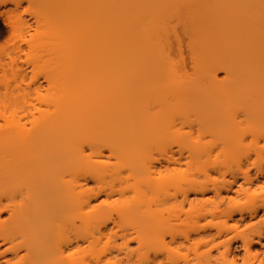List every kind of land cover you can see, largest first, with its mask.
<instances>
[{"label": "bare ground", "instance_id": "6f19581e", "mask_svg": "<svg viewBox=\"0 0 264 264\" xmlns=\"http://www.w3.org/2000/svg\"><path fill=\"white\" fill-rule=\"evenodd\" d=\"M72 1L75 0H28V4L34 6L35 9L30 13L33 33L29 35L27 41H24L26 49L14 44L8 48L7 59L0 58V72L4 79L9 72L14 78V83L19 79L23 83L25 76L22 75V70H16V61L19 60L21 54H31L34 62L36 60L37 64L41 63L40 65L46 67L42 75L47 91L53 93L56 86L65 80H68L65 84L66 90L67 87L72 88L69 91L63 90L60 98L51 100L46 110L38 112V118L31 114V119L28 120L29 129H26L25 123H20L19 118L5 127L6 130L0 131V264H84L93 250L89 241V226L104 215H118V203L108 202V199L118 193V190L121 191L115 185L118 165L108 161L104 162L101 159V157L118 159V111L105 107L109 101L117 97L118 80H114L111 89L104 91H88L82 82H77L79 77L94 68L106 71V76H112V70L118 69V0H78L79 3L65 9ZM168 1L135 0L130 6L135 10L136 17L133 21L124 22L122 28L124 30L136 28L138 32L143 31V41L139 45V42H136V34V41H133L134 48L126 56L130 63L139 64V60L147 58L149 47L153 45L152 35L156 30L159 31L161 26L160 22L149 25L145 20L151 13L161 18V8ZM237 1L231 0L221 12L205 14V17H203L204 14L199 16L198 20L206 25L204 27L198 25L196 30L189 29L192 36L189 49L193 60V73L195 78L202 81L204 85L201 96L179 99L178 90L173 82L169 81V85L157 86L161 101L169 105L172 100H175L182 109H187L192 105L202 103L201 100H205L211 91L221 96L225 94L226 98L236 92L235 94L243 98L257 96L260 99V105L257 108H262L259 112H264V64L254 68L250 72L252 78L246 79L247 77H242V68L246 64L245 59L210 56L218 46V43L210 37L212 27L217 25L223 26L228 35L226 40L230 43L241 35H246L252 36L258 46L260 45L259 48L264 44V0H251L252 5L248 11L242 12L235 8ZM79 21L84 25L78 27ZM20 24L19 18H14L7 11L0 9V37L7 34L12 38L14 33L20 29ZM65 38L74 40L67 42ZM159 47L163 51L164 45L159 43ZM196 53H201L202 57L194 58ZM163 69L164 66L156 68L146 76L144 84L140 87L139 95L142 92L152 91V84L149 82ZM102 71L99 74L103 76ZM218 71L225 73L222 80L216 79ZM17 73L22 76H17ZM36 82L38 86L34 88H31L29 84L24 85L25 88L20 84L8 83H2L0 86L4 88L5 94L16 90L33 91L37 94L41 84ZM177 82L176 80V85ZM127 88L124 81V89ZM135 89L131 91L134 92ZM138 92L139 90L134 93ZM79 96L88 97L96 104L93 111L87 114L86 112L55 114L57 110L65 109L69 100L79 98ZM133 98L132 95L131 100ZM256 101L252 106L254 107L253 112L258 111L255 108ZM261 113L238 114L234 123H219L214 133L218 139L217 147L219 148L215 158L229 159L236 154L237 148L244 150L242 154L245 157H249L251 153L254 156L255 161L251 169L253 172L251 173L248 169L241 174L243 184L248 186L244 189L240 186V189L248 191V197L252 190L249 197L252 207L248 210V217H255L259 209H264V114ZM133 118H135L133 121L126 118L120 120L123 125L119 134L120 139L125 140L124 138L131 129L130 125L133 124L135 125L134 134L139 142L158 143L164 146L176 143L169 137L176 133L172 130L175 125L173 120L168 119L163 125L160 122L153 123L151 117L145 114ZM0 119L7 122L5 114H0ZM130 120L131 123H129ZM87 125L91 128V134L92 130L93 133L96 130V136L90 134L92 138L77 137L76 132H79L81 126ZM198 141L194 140L195 143ZM89 149L98 151L94 159L85 154ZM8 152L14 154L8 158L6 157ZM181 154L175 158L174 152L165 151L161 159L149 160L144 164L136 165V179L148 181L156 177L179 176L181 174L179 169L173 168L169 171L167 166L171 163L180 165V157L183 156ZM38 158L42 163L36 165ZM166 170L167 173H165ZM66 175L69 177L67 180L64 179ZM89 182L99 183L100 187L104 188L99 191L105 195L104 200L93 203L88 198ZM105 182L107 186L102 185ZM194 190L200 194L210 191L206 184H201ZM222 190L224 189L215 186L211 188L215 196H220ZM189 205L191 206L190 203ZM243 218L244 216L240 214V219ZM222 224L224 229L229 230L225 227L226 221ZM47 225L52 231V234L48 236L44 233ZM153 228L148 229L154 233L160 231L159 225ZM148 229H141L139 233L136 230L135 236L129 240L135 239L134 241L140 248L141 244L146 241L145 238L149 236ZM261 236H264V219L246 228L241 232L240 237L238 235L239 247L243 249L246 260L245 262L243 259V263L253 261L248 264H264V254L259 258L250 250L253 237H257L261 242ZM237 238L235 237V244H238ZM129 240H126L124 246L128 245ZM159 240L161 237L156 240L155 248L159 245L160 249L165 248L166 242ZM224 245L225 249L218 253V258H213L207 250L199 255L195 253L192 261L184 259L182 263L189 260L191 264H213L210 262L222 258L221 261L235 264V253L232 250L238 247L234 246L230 240ZM133 251H129L133 254H129L133 256L132 258L129 256L127 259L118 260V264H155L158 258L155 256L157 254L153 257L149 254L145 258L144 256L139 257L134 255L135 251ZM160 260L158 264L163 261ZM186 262L183 264H188Z\"/></svg>", "mask_w": 264, "mask_h": 264}, {"label": "rangeland", "instance_id": "374dc122", "mask_svg": "<svg viewBox=\"0 0 264 264\" xmlns=\"http://www.w3.org/2000/svg\"><path fill=\"white\" fill-rule=\"evenodd\" d=\"M134 1L118 0V69L112 70V76H106V71L94 68L79 77L77 81L78 83L82 82V85H85L88 91H104L111 89L114 80H118L117 97L105 105L110 110L117 109L118 111V159L101 157L104 162L108 161L111 164L116 163L118 165V176L115 185L121 191L118 190V193L109 196L108 199V202L116 201L118 203V215H104L100 220L89 226V241L93 250L84 264H118V260L127 259L130 255H133L129 253L130 250L135 251L134 255L144 256V258L147 257V254L152 257L157 254L158 256L155 255L158 257L157 259L163 258L161 259L163 264H183L186 261L189 264V260L183 263L182 261L184 259H191L192 261L195 253L199 255L207 250L210 251L213 258H218V253L225 249L224 244L228 240L238 247L236 250H232L235 253V255L233 253L235 264H242L245 260L244 251L239 247L240 242H238V239L240 238L237 237L238 235L240 237L241 232L256 223V221L264 219V209H259L260 211L258 210L259 212L255 217H248V210L252 207V201L249 199L252 190L249 192L248 197V191L245 192L240 189V186L243 189L248 186L243 184L241 174L248 169L251 173L253 172L251 169L255 159L252 153L249 157H245L242 154L244 151L242 148H237L235 150L236 154L229 159L215 158L219 148L217 147L218 139L214 133L217 131L219 123H234L238 114H260L259 110L262 108H257L260 105V99L257 96L243 98V96L235 94L236 92H230L234 94H231V96L229 94L230 97L226 98L225 94L221 96L211 91L212 94L210 93L205 100H201L202 103L182 109L175 100H172L169 105L161 101L157 92V86L169 85V81H171L178 90L179 99L181 97L201 96L200 93L204 90L202 88L204 85L202 81L195 78L193 73V60L189 49L192 36L189 29L196 30L198 25L204 27L206 24L198 20L199 16L204 14L203 17H205L211 13L221 12L231 0H169L161 8V18L151 13L145 20L149 25L160 22L161 27L159 31L156 30L152 35L153 45L149 47L147 58L139 60V64L130 63L126 56L134 48L133 41H136V34V42H139L140 45V42L143 41V31H140L138 27L139 32L136 28H130L129 30L122 28L124 22L133 21L136 17L135 10L133 7L130 8ZM77 3H79L78 0L69 2L65 9H69ZM235 4V8L241 12L248 11V8L252 5L251 0H238ZM0 9L7 11V13L14 18H19L21 21L20 29L14 33L12 38L8 37L7 34L0 37V58L7 59L8 48L12 45L15 44L21 46L22 49H26L24 41H27L29 35L33 33L30 13L35 8L28 4V0H0ZM80 23L81 21L77 24L78 27L84 25ZM128 24L130 23L128 22ZM225 32L221 25L212 27L210 37L218 43V46L210 56L245 59L246 64L242 68V77L252 78L250 72L264 64V44L259 48L260 45L258 46L256 40L252 36L246 35H241L230 43L226 40L228 35ZM65 39L67 42L74 40ZM159 43L164 45L163 51L159 47ZM193 57L200 58L202 54L196 53ZM17 61L16 70H22L23 74H21L25 76L24 81L22 80L23 83L19 81L20 79L14 83V78L9 72L6 74V79H4L2 72H0V84H20L23 88H25L24 85L29 84L31 88H34L38 86L36 82L38 81L41 86L37 94L27 90H25L26 92L16 90L5 94L4 88L0 86V114H5L7 118V122L0 119V131L6 130L5 127L19 118L20 123H25L26 129H29L30 122L28 120L31 119V114L38 118V112L46 110L51 104V100L60 98L63 95V90L69 91L72 89L67 87L66 90L65 84L68 80H65L56 86L53 93L47 91L42 75L46 71V67L40 65V62H38L40 64H37L36 60L34 62L31 54H21ZM162 66H164V69L160 74L153 77L149 82L152 84V91L149 93L142 92L139 95L140 87L144 84L146 76ZM32 67L33 69H31ZM100 71L103 72V76L99 74ZM19 74L17 73V76ZM224 76V71L216 73L217 80H222ZM176 80L181 84L177 82L176 85ZM124 81L128 86L127 89H124ZM133 88H136L135 91L139 90V92L135 94V91H131ZM132 95L134 98L131 100ZM254 101L257 102L255 108L258 111L255 110L256 112H253L254 107H252ZM95 107L96 104L90 98L79 96V98L69 100L66 108L57 110L55 114L66 115L72 114L71 112L73 114L86 112L87 114L93 111ZM142 114L150 116L155 124L160 122L164 125L168 119L173 120L175 125L172 130L176 133L169 135V137L174 139L176 143L164 146L158 143L139 142L136 140L133 130L135 125L133 124L130 125L131 129L124 138L125 140L120 139L119 134L123 127L120 120L126 118L133 121L135 120L133 117ZM261 114H264V112ZM131 120L129 123L132 122ZM82 127L79 132H76L77 137L84 138L86 136L87 138L89 136V138H92V134H94V137L96 136L94 127L95 132L93 133L92 130V134L88 125ZM85 127L87 128L85 129ZM194 140L199 141L195 143ZM164 150L174 152L175 158L182 152L180 165L179 163L166 165L170 169H168L169 171L177 168L179 172L181 171V174L179 176L172 175L175 177H156L148 181L136 179L135 166L144 164L149 160L161 159L165 153ZM96 151L89 149L86 150L85 154L94 159L95 154L98 152ZM178 151H180V154ZM13 154L8 152L6 157L9 158ZM41 163L38 158L36 165ZM167 172L166 170L165 173ZM68 178L67 175L64 177L65 180ZM201 184L208 185L210 191L203 194L196 192L194 188L199 187ZM102 185L107 186V183L105 182ZM224 185L225 188L230 189L226 190ZM212 186L225 191L222 190L220 196H215L211 191ZM101 189L104 188L100 187L99 183L89 182L88 198L93 203L105 199V195L99 193ZM240 214L244 216L243 219H240ZM225 221V227L229 230L221 226ZM158 225L160 231H156L157 234L154 231H149L148 228L151 229ZM146 228L149 233L151 232V235L147 232L149 236L145 238L146 241L139 248L134 241L135 239L133 241L129 239L135 236L137 231L139 233V230ZM44 233L47 236L52 234L49 225L44 228ZM160 237L161 240H164V243L166 242V247L163 245L165 248L161 247L160 249L159 245V247L156 246L159 248L157 249L155 248L156 240ZM235 237L238 244H235ZM260 238L261 242L257 237H253L250 244L251 253L257 254L259 258L264 254V236ZM126 240H129V242H127V246H124ZM136 256L134 257L136 258ZM132 257L130 256V258ZM139 257L137 259H140ZM157 259L156 263L160 260ZM219 260L210 263L228 264V261ZM162 262L159 263L162 264ZM251 262L247 261L243 264Z\"/></svg>", "mask_w": 264, "mask_h": 264}]
</instances>
